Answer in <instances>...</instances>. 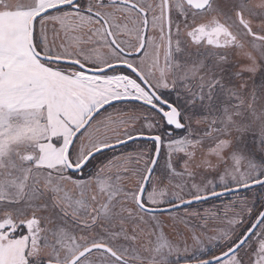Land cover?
<instances>
[{"label": "snow or ice", "instance_id": "6c2138e0", "mask_svg": "<svg viewBox=\"0 0 264 264\" xmlns=\"http://www.w3.org/2000/svg\"><path fill=\"white\" fill-rule=\"evenodd\" d=\"M0 264H264V0H0Z\"/></svg>", "mask_w": 264, "mask_h": 264}, {"label": "rangeland", "instance_id": "374dc122", "mask_svg": "<svg viewBox=\"0 0 264 264\" xmlns=\"http://www.w3.org/2000/svg\"><path fill=\"white\" fill-rule=\"evenodd\" d=\"M220 203H221V201H217V204H220ZM207 206H210V205H206V207H207Z\"/></svg>", "mask_w": 264, "mask_h": 264}]
</instances>
